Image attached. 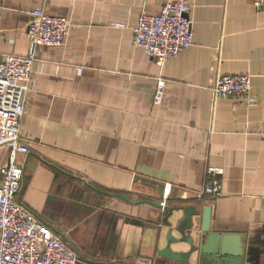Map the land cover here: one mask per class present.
<instances>
[{"label":"crops","instance_id":"0c3cea01","mask_svg":"<svg viewBox=\"0 0 264 264\" xmlns=\"http://www.w3.org/2000/svg\"><path fill=\"white\" fill-rule=\"evenodd\" d=\"M166 1L0 0V56H36L20 118L29 152L17 155V200L86 260L117 264H164L158 251L171 228L177 235L187 209L197 210L199 227L210 206L211 230L229 236L228 251L264 264V8L189 0L193 41L159 65L133 44V27ZM34 8L70 20L65 44H31ZM219 73L250 74L248 96L214 98ZM8 160L0 147V167ZM209 166L222 170L221 195L204 199Z\"/></svg>","mask_w":264,"mask_h":264},{"label":"built area","instance_id":"2783aa9c","mask_svg":"<svg viewBox=\"0 0 264 264\" xmlns=\"http://www.w3.org/2000/svg\"><path fill=\"white\" fill-rule=\"evenodd\" d=\"M252 2L264 8V0ZM190 8L189 0H167L156 13L141 12L133 27V44L153 55L159 65L170 56L180 54L193 41ZM32 15L27 32L33 46L65 44L71 26L68 18L49 14L42 8H34ZM114 25L123 26L121 23ZM35 60L33 51L0 56V147L9 148L8 163L0 167V264H79L76 250L16 197L24 176V164L17 160V155L29 152L28 145L20 139V118ZM164 84V79L159 78L156 101L162 96ZM250 87L248 73H219L211 90L214 98L247 97ZM261 136L264 140V127ZM221 171L214 166L208 167L212 179L200 197L221 195ZM170 191L171 185L166 184L163 199Z\"/></svg>","mask_w":264,"mask_h":264},{"label":"water","instance_id":"95a60500","mask_svg":"<svg viewBox=\"0 0 264 264\" xmlns=\"http://www.w3.org/2000/svg\"><path fill=\"white\" fill-rule=\"evenodd\" d=\"M91 187L97 189L93 186ZM99 191L104 192L102 190ZM163 193L164 190L162 188L161 196H163ZM115 195L128 198L126 194ZM154 203L160 207L162 206L159 200ZM197 213V210L187 209L184 218L174 228L178 234H172V228L167 234V245L158 251L160 256L170 259L164 264H190L192 256H196L197 264H227L229 261H233L235 264H242L244 259L243 249H238L233 252L228 251L229 236H226L223 232H214L211 230V207H203L200 225L196 228L193 217ZM63 237L65 241H69L64 235ZM172 245L181 248L186 247V249L177 250L172 248ZM72 247L76 250L80 258L86 260L75 245H72ZM229 254H233L234 258H229ZM86 261L88 264H117L113 262Z\"/></svg>","mask_w":264,"mask_h":264}]
</instances>
